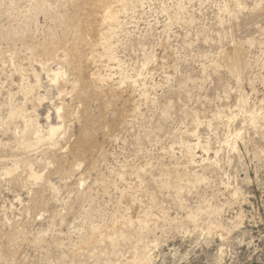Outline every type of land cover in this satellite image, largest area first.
Masks as SVG:
<instances>
[{
    "label": "rangeland",
    "instance_id": "1",
    "mask_svg": "<svg viewBox=\"0 0 264 264\" xmlns=\"http://www.w3.org/2000/svg\"><path fill=\"white\" fill-rule=\"evenodd\" d=\"M93 1L0 0V264H264V0H116L109 21ZM72 17L87 32L86 78L68 71L65 100L87 101L106 149L65 178L47 162L65 163L66 141L32 152L10 114L26 90L45 96V127L48 113L60 122L62 88L37 50L46 35L72 40ZM233 50L248 59L237 72L222 61ZM31 168L52 184L35 185Z\"/></svg>",
    "mask_w": 264,
    "mask_h": 264
},
{
    "label": "bare ground",
    "instance_id": "2",
    "mask_svg": "<svg viewBox=\"0 0 264 264\" xmlns=\"http://www.w3.org/2000/svg\"><path fill=\"white\" fill-rule=\"evenodd\" d=\"M114 1H116V0H94L93 1L94 4L92 6L93 7H98V6L101 7L105 11V13L103 14V18L106 21H109V20H111L115 16V11L113 10V6H112V4L114 3ZM93 2H91V4ZM119 3H122V2H119ZM78 6L80 7L82 5H78ZM114 6H116V5H114ZM78 8H76V9H78ZM80 10L81 9H79L77 11L80 12ZM87 20H88V18H87ZM87 22H86V24H87ZM90 23L91 22H89L88 24L90 25ZM89 25H87V26H89ZM91 26L93 27V25H91ZM63 27H64L65 32H67V33L74 32V37L72 38V40L64 39L63 38L64 40H62V41H56L53 38H51V36L46 35L45 38H44V40H43L44 42L42 43V45H40L38 47V50H37V53H38V55H39V57L41 59V65H42L44 71L47 72V75H48L49 80L52 83L57 84V86H61V88H62V89L60 88L61 89L60 90V103L55 106V111H56V114H57L60 122L59 123H54L52 121V115L50 113H48L46 115V119L48 120V124L45 127L40 122V113L38 111L40 105H42V101L45 99V96L42 95V94H40L38 96H35V95L32 96V93L31 92L29 93L26 90H25V92H26L25 101L23 102L22 106L19 107V104H18V106H16V108L17 107L18 108L12 111V113L10 114V119H15V118L18 119V121L15 119L17 121L16 128L14 127V129H15L14 131L16 132L15 134L20 135V137H21V138L19 137L21 139L20 143L23 145V147L26 148V149H28V150H30V151H32V152H33V150H38L39 148H44V147L49 146V145H50V147H52V149L54 148V151L53 152H55V149L58 150L59 146H60V149H61L60 142L62 140L66 141L67 147L64 148V151H65V156H64L65 157V163L62 164L61 160L56 157L57 158V159H55L56 162H55V160H50V161L47 162V164L49 165V168L50 169H51V167L53 168L52 171L54 173H59V175L61 173L62 176H64L65 178H70V177L73 178L75 172L82 167V165L84 164V162H86V160H87L86 154L87 153H90L91 154V157H89L90 160L88 161V169L89 170H93L94 169V167H95V165L97 163V153L102 148H104V144L103 143H99V141L97 140V138L93 136V133H94L93 131L95 130L94 124H89L88 122L90 120L88 121V118H87L88 116L85 117V115L88 113L86 111L87 105H88L87 104V101H86V103L85 102H82L81 103V106L77 108V107H73L72 105L69 104V102H66V100H65V95H66V90H67L66 89V87H67L66 83H67L68 77H69V72L68 71H73V72H75V73L78 74V76H79V80L77 81L78 82V85H79V83H80L81 80H83V79L85 80V78H86V71H85L86 69H85V66H84L83 61H82L84 55H83V52H80L78 50L77 44H78V42L80 41L81 38L86 37L85 35L87 34V32H86V29H85V24H83V22H82V20L80 18L78 19L76 17H72V18H70L69 21L63 22ZM90 29L91 28H89L88 31H91ZM57 39H59V38H57ZM83 40H84V38H83ZM60 54H63V56L61 57ZM51 61L56 62L57 65H58V67H56V68L51 67V65H50L51 64L50 63ZM222 61L224 62L225 65H227L228 67L231 68L230 70L233 69L232 72L233 71L234 72L235 71L236 72L239 71L242 67L246 66L247 63H248L247 57H245L244 54H242L240 51H237V50H233L231 52H228L227 55L224 57V59ZM33 71L35 73V70H33ZM35 75L36 76H39L37 73H35ZM93 76L96 77L97 80L102 81L103 83H107V85H108V83H111L110 81L113 78V77H111L110 74L102 75L99 72V69L93 73ZM72 83H74V82H72ZM27 86H28V84H27ZM74 86H76V85H74ZM87 86L88 85H86L84 87H87ZM74 88L75 87H73V89ZM78 89H79V87H78ZM84 89H86V88H84ZM29 90H33V89H29ZM30 94H31V96H30ZM70 94H72L71 91H70ZM28 104H31L32 105V110H30L27 107ZM51 104H53V103H51ZM133 110H134V107L132 105H128V106L127 105H124L123 108H122V115L123 116H126L127 114H129ZM90 112H92V111H90ZM104 117H106V116H104ZM121 120H119V119L116 120L114 123L110 124L111 126L108 124L110 126V128L107 127V128H109L108 129V133H109V135H111V137H112V135H115V133L117 132L118 129H120V127H122L121 125L123 123L121 122ZM102 121H103L102 123H104V120H102ZM77 122H79L80 125H81V131H80V133L78 134V136L76 138H73L72 137L73 138V140H72L71 136L74 134L75 124ZM6 124L7 123L5 122L3 125H6ZM9 125H11V123ZM6 130H8V129H6ZM186 134H188V133H186ZM11 142H13V141H11ZM13 143H16V142H13ZM192 146H193V144H192ZM20 148H22V147H20ZM46 148L48 149V147H46ZM18 149H16V152L20 153L19 151H17ZM104 149H106V148H104ZM43 150H42V152H43ZM39 152H41V151H39ZM25 153H26V156H27V152H24V154ZM69 153H72L73 154V158H74L73 161H70ZM62 157H63V155H62ZM35 158L36 157L30 159L31 164H32V161L34 162V159ZM21 160H23V159H21ZM31 164L28 165V166H32ZM6 165H8V164H6ZM55 165H57V166H55ZM11 166H13V165H11ZM47 167L48 166H46L45 168H47ZM47 170L49 171L48 168H47ZM49 172H51V171H49ZM26 177H28V176H26ZM19 178H20V176H19ZM28 178H30V181L32 180L35 185L38 184V186L39 185L41 186V185H43L46 182L51 183L49 174H47V173H40L38 171H35L34 168H31V171H30V174H29V177ZM80 179H81L80 180L81 182L78 183V184H80L81 187L82 186H85L84 185L85 176H82ZM66 180L68 182L69 179H66ZM51 184H50V186H51ZM26 185H27V182H26ZM65 185H67V184H65ZM27 186H29V185H27ZM40 186H39V188H40ZM41 187H43V186H41ZM30 188H31V186H30ZM54 188H55V186L53 187V189ZM28 190L30 191L29 188H28ZM55 190H56V188H55ZM36 194H37V192H36ZM38 204L40 205V203H38ZM38 204H36V205H38ZM130 219H132V217ZM117 226H118V224H117ZM112 227L113 226H111V228ZM93 229H94V231H93L94 234H93L92 237L86 239V241H85L86 244L89 243V242H92L94 240L96 234L97 233H102V231H103L102 226H95ZM36 232H38V231H36ZM38 236H40V235H38Z\"/></svg>",
    "mask_w": 264,
    "mask_h": 264
}]
</instances>
